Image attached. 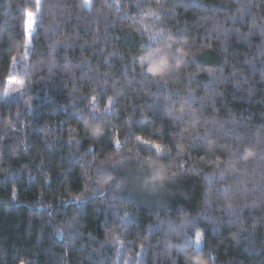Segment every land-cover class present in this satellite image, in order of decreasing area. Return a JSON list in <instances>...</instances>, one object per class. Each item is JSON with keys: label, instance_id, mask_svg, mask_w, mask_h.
<instances>
[{"label": "trees", "instance_id": "16d2710c", "mask_svg": "<svg viewBox=\"0 0 264 264\" xmlns=\"http://www.w3.org/2000/svg\"><path fill=\"white\" fill-rule=\"evenodd\" d=\"M82 4L41 0L37 9L35 0H0V264H264V0ZM250 4L255 23L237 11ZM26 9L35 13L28 39ZM148 40L154 43L141 44ZM199 64L207 71L197 73ZM141 67H158L163 76L142 82ZM192 74L196 100L177 125L174 113L166 115L173 103L180 106L170 93L186 96ZM9 78L20 96L4 97ZM105 90L116 103L89 129L104 131L103 138L90 139L80 123L83 98ZM180 130L185 143L210 137L208 163L198 148L190 157L153 163L144 148L140 163L154 171L139 180L135 137L167 147ZM70 133L78 137L71 145ZM115 139L123 145L119 154ZM236 144L245 149L242 162L234 157ZM101 161L114 175L105 185L96 184ZM180 163L198 170L181 173ZM84 185L86 198L75 201ZM213 185L237 195L225 200ZM227 202H234L235 217L222 211ZM209 217L224 223L212 227ZM197 227L205 230L203 260L178 250L185 232L195 242Z\"/></svg>", "mask_w": 264, "mask_h": 264}, {"label": "snow or ice", "instance_id": "6c2138e0", "mask_svg": "<svg viewBox=\"0 0 264 264\" xmlns=\"http://www.w3.org/2000/svg\"><path fill=\"white\" fill-rule=\"evenodd\" d=\"M92 0H84V3L81 5V7H88L91 5ZM117 3L120 2V0H116ZM36 3V7L37 9H40L42 7L41 5V0H35ZM138 8L140 7V3L137 2L136 5ZM162 7V5H161ZM253 5H241L240 8L237 9V11L240 13V19L243 20L244 16H251L253 17V23H255V18H254V12H253ZM29 14H30V21H32L33 23L34 21V15L35 13L31 10H25L24 15L25 17L29 20ZM143 31H147V29H144ZM262 33H264V26H262L261 28ZM175 34L178 37H185L188 36L189 33L187 31H178L175 32ZM235 35L239 36V30H237L235 33ZM29 38H31V33L29 32ZM247 38V37H245ZM152 43H154V41H141V44L147 45V46H151ZM178 46L180 47H184L189 49L190 51L192 50V48L194 47L193 44L190 43H181ZM204 47H207L209 49H211L212 45L211 44H207L204 45ZM143 47H141L140 49V54L143 52ZM139 54V55H140ZM262 55H264V53H262ZM196 57V53L192 52V55L189 56L186 60H185V64L186 66L189 65ZM13 59H15V57H13ZM133 65L137 64V59L136 57H133L132 60ZM218 68V66H217ZM206 66L199 64L197 66V73H203L206 72ZM105 77L107 76V74H104ZM139 76L142 82L147 81L149 84H151L154 79H157L156 76L154 75H149L146 71H145V67H141L140 71H139ZM198 76L196 74H192L189 75L188 80H189V85H188V94L186 96H182V93L180 92H175V93H170V95H175L177 98V101L179 102V107L177 108L175 106V103L172 104V106L170 108H167V112L166 115L169 117L172 113H174V116L171 117V120L175 121V124H180L181 122H183V117L186 114V108L185 105L191 107L193 102L196 100V97L193 94V84L195 81H197ZM163 84L167 85L168 84V80L164 79L163 80ZM209 86H211V83L209 84ZM158 102L162 103L163 106L165 107V103L164 101L160 100L159 98ZM99 100H106V105L105 108L103 110H101L100 108L96 107V103L99 102ZM83 102L87 105L86 108L82 109L83 114L80 115V123L83 125L84 130H85V136H87L90 139H93V136L95 135L97 138H103L105 132H98V133H94V132H90L89 129H95L96 127H99L97 122H103L105 115L111 111L112 107L115 105L116 103V98L113 97L112 95H108L107 94V90H105L102 93H98V94H94L91 97H84L83 98ZM85 115L90 118V119H86ZM195 115H199L198 112H194L193 114V119L195 117ZM73 131H75V129H73ZM157 139H160L163 134L160 131L159 134H155ZM187 135L186 132H184L183 130H180L176 135H173V140L171 143H167V147H165L163 144L161 143H154L152 140H148V139H144L142 136H136L135 140H136V144L133 145V147L135 148V154L137 156L136 161V165L139 168H142L143 171L139 172L138 176H139V180H143L145 177H152L153 171L154 169H150L146 166L145 163H140V161L142 159H140V154L144 151V148H147L149 150V155L148 156H152L154 154L156 160L152 161L153 163H156L158 161H169L172 160L174 158V154L176 158H182V157H190L191 155H193V149L194 148H198V149H203V153L202 155H200V160L203 164H207L208 160L205 159V157H210L211 156V151L206 147V144L210 139L209 136H205L203 138L199 137V136H194L193 137V141L191 143H185L184 140V136ZM78 137L72 135L71 133L69 134L68 137V143L69 145L77 142ZM115 145L118 146V151L117 154H119V148L122 147L123 145L121 144V141L119 139H115L114 141ZM143 146V147H141ZM257 147H262L261 144L258 143ZM235 148V152H234V157L236 158V160L238 162H242L243 160V153L245 151V149L243 147H241L240 144H236L234 145ZM221 154H223V150H221ZM255 158H259L258 154L255 156ZM93 160H95V156L92 157ZM109 160H112V157L108 158ZM122 160H129V157H122ZM106 161H101V164L97 166L96 169V175L98 177V180L96 181V184H100V185H105L108 184L109 181H113L114 180V175L110 174V172L108 171V169L104 166L106 165ZM178 170L181 173H188L189 171L192 172H196L198 170V166L193 165L191 168L186 167L185 163H180L178 164ZM216 170L219 171L221 173L220 176V180H224V175H223V168L221 167V164L219 163V161H217L216 164ZM88 173L85 172L84 176H87ZM173 176L176 175V172L172 173ZM261 187H264V185H262ZM211 192L212 193H216L217 191H223L224 193V198L225 200H228L230 198V196H236L237 193H231L229 194L228 190L226 188H222L218 185H213L211 186ZM87 190V185H84V189L83 191H81L78 195L74 196L73 199L75 201H81L83 199L86 198L85 195V191ZM210 201H211V196H208L205 199V203L207 204V206H210ZM66 202V201H65ZM222 211L226 214H228L230 217H235L237 215L236 212V208L234 206V202H227L223 204V208ZM127 215V213H126ZM230 223H234V220H230ZM222 223H224V221L222 219H212L209 217L208 219V224L212 227H217L219 225H221ZM240 227L242 228L243 226L240 225ZM183 230V229H182ZM191 232L194 233V237H195V242L193 243V236L189 235L187 232H185V241L184 243L178 248L179 251H182L184 253H188V252H196V253H203V250L200 248L201 243L204 241L205 239V230L204 229H191ZM239 233H237L238 235ZM141 248L144 247L143 244L140 245ZM138 255V253H137ZM205 258H207L206 255H204ZM20 264H26V261L21 260ZM125 264H127V262H125ZM186 264V262H185Z\"/></svg>", "mask_w": 264, "mask_h": 264}, {"label": "rangeland", "instance_id": "374dc122", "mask_svg": "<svg viewBox=\"0 0 264 264\" xmlns=\"http://www.w3.org/2000/svg\"><path fill=\"white\" fill-rule=\"evenodd\" d=\"M83 3H84V0H83ZM25 21H26L25 22L26 39H28L29 32H31L32 30V21H30V14H29V20L26 18ZM17 96H20V85L15 79L9 78L6 81L4 97L10 98V97H17Z\"/></svg>", "mask_w": 264, "mask_h": 264}, {"label": "clouds", "instance_id": "9594fccd", "mask_svg": "<svg viewBox=\"0 0 264 264\" xmlns=\"http://www.w3.org/2000/svg\"><path fill=\"white\" fill-rule=\"evenodd\" d=\"M145 71L149 75L161 76V77L163 76L161 69L158 67H153V68H151V70H149L148 68H145ZM201 259L203 260V259H207V258L203 257V254L201 253Z\"/></svg>", "mask_w": 264, "mask_h": 264}]
</instances>
